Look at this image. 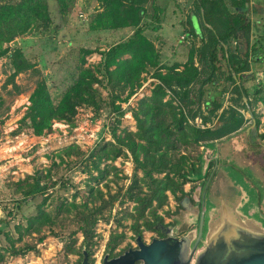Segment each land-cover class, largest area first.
<instances>
[{
	"label": "rangeland",
	"instance_id": "1",
	"mask_svg": "<svg viewBox=\"0 0 264 264\" xmlns=\"http://www.w3.org/2000/svg\"><path fill=\"white\" fill-rule=\"evenodd\" d=\"M47 2L48 27L36 26L4 46L10 53L23 52L30 65L15 79L18 90L6 87L13 71L8 55L0 58V226H3L0 264H78L84 260V252H88L91 264H102L107 254L114 256L135 246L138 235L149 241L156 226L153 223L155 213L160 223L166 224L179 212L185 199L181 198L182 187L179 185L182 179L170 174L177 184L176 192L167 191L162 208L158 209L154 203L140 216L137 198L149 194V183L143 180L144 174L132 153L125 145L117 143L113 131L126 145L131 144L132 138L137 143H144L136 137L135 112L140 111L144 100L152 96L160 83L155 78L158 68H163L162 74L171 67L184 69L191 51L201 45L200 36L191 28L194 25L193 29L200 34L201 24L196 16L191 21L195 14L191 0L134 1L144 8L141 23L145 26L144 35L155 45L160 65L147 68L133 95L128 97V89L122 94L126 101L116 103L124 112L118 123L108 98L109 91L103 88L105 81L98 69L103 61L101 54L128 41L134 29L111 26V20L98 0H73L66 15L60 14L57 0ZM248 9L258 27L255 34L264 36V0H250ZM241 42L245 52L246 40ZM86 50L96 53L86 54ZM128 52L126 48L118 50L115 59L129 58ZM83 69L95 72L99 78L100 83L94 84V88L101 102L99 100L97 107L78 106L76 114L69 120H53L50 129L36 135L24 119L37 84L43 80L57 101L76 82ZM250 75H254L255 80L245 84L249 99L238 96L222 74L215 85L205 88L204 100L210 94H216L225 108H237L245 116L244 127L220 141L202 143L201 146L187 145L177 134L178 149L168 153L167 161L168 165L185 167L188 182L183 184V189L191 195L202 187V180L196 178L207 147L214 145L218 149L219 146V161L225 165L233 164L235 168L223 167L222 175L230 182L233 171L239 173L233 179L244 181L241 193L246 202L250 200L247 208L250 211L258 208L255 218L264 225V138L261 136L264 134V103L257 101L256 95L261 90L264 94V65L252 63ZM172 99L175 106L179 105L169 92L165 102ZM244 103L248 104V109ZM217 120L214 119V124ZM38 173L44 189L37 195L26 196ZM167 174V171L155 174V178L162 180ZM62 178H71L77 189L60 191ZM212 201L217 203L215 198ZM212 209L214 213L216 209ZM92 212L98 223L94 227V239L86 250L82 247L81 227L84 218ZM25 246H34L36 250L25 256L11 255L12 249Z\"/></svg>",
	"mask_w": 264,
	"mask_h": 264
},
{
	"label": "trees",
	"instance_id": "2",
	"mask_svg": "<svg viewBox=\"0 0 264 264\" xmlns=\"http://www.w3.org/2000/svg\"><path fill=\"white\" fill-rule=\"evenodd\" d=\"M98 1L111 20V26L115 29L127 27L134 29L128 41L101 54L103 61L101 68L98 69L103 75L105 81L103 88L109 91L108 98L111 99V107L119 123L124 112L116 103L126 101L122 99V94L127 89L128 97L134 94V90L139 87L142 74L148 67H159L160 55L155 45L144 35L145 26L141 24L144 8L137 6L135 0ZM191 1L195 9L194 15L201 24V33L192 30L194 34L200 36L201 45L191 51L189 61L182 71L177 66L168 69L166 74L160 73L163 68L157 69L159 71L155 78L160 83L154 88L152 96L144 100L140 111L134 115L138 124L136 137L144 143H137L132 138L131 144L126 145L113 131L117 143L125 145L132 153L134 161L144 174L143 180L149 183V194L145 198H137L140 216L152 208L154 203L158 209L162 208L167 200V191L176 192L177 184L170 178V174L182 179V182H179L182 187L181 198L187 196L183 189V184L188 182L185 167L170 163L168 165L167 161L168 153L178 149L177 134L181 135L180 140H184L187 145L201 146L202 143L219 141L235 134L244 127L245 116L237 108L233 106L225 108L223 101H220L216 94H210L209 98L204 100L207 93L205 88L215 85L222 74L226 76L227 82H231L238 96H246L249 99L245 84L248 80H255L254 75L249 76L252 63L264 65V36L255 34L258 27L248 9L250 0ZM57 3L60 14L66 15L73 0H57ZM48 23L50 13L47 0H0V58L8 55L13 71L6 87L12 86L14 90H18L19 86L15 79L28 70L30 65L23 52L15 50L10 53L4 46L28 34L36 26L48 27ZM240 36L247 42L245 52L240 51ZM122 48L128 49L129 58L116 60L115 56ZM93 53L96 52L86 50V54ZM98 83L100 80L95 72L83 69L76 82L55 101L46 83L40 81L24 121L29 123L30 129L36 135H41L51 128L53 120H69L73 117L78 106L97 107L100 96L94 84ZM261 91L256 93L257 101L264 103V94ZM169 92L179 105L175 106L173 99L165 102ZM244 106L248 109V104ZM216 118L218 120L214 124ZM197 119L201 120L202 126L195 123ZM261 136L264 138V134ZM119 153L120 150L116 155ZM166 171L168 174L165 179L155 178V174L161 175ZM40 176L38 173L34 178L35 183L26 196L37 195L44 189L40 183ZM71 189H77L73 180L62 178L59 190L68 192ZM153 219L156 225L161 222L156 213ZM97 223L98 219L94 212L83 220L82 247L86 250L94 239V227ZM2 231L3 226H0V234ZM35 250L34 246H25L21 249H12L11 255L25 256ZM87 253L82 254L83 258ZM78 264H83V261Z\"/></svg>",
	"mask_w": 264,
	"mask_h": 264
},
{
	"label": "flooded vegetation",
	"instance_id": "3",
	"mask_svg": "<svg viewBox=\"0 0 264 264\" xmlns=\"http://www.w3.org/2000/svg\"><path fill=\"white\" fill-rule=\"evenodd\" d=\"M223 165L225 164L219 161L214 171L213 168H215L216 164L213 162L210 164L208 174L202 179V187L195 189L191 195L188 194L185 197L179 212L173 215L170 222L166 224L165 222L159 223L155 226V230L149 241L143 235H138L135 239V246L128 248L120 254L109 255V260L121 258L120 264H131L134 258L132 252L141 251V247L137 241L138 237H141L145 245H151L155 240L167 241L168 247L181 244L180 253L175 252L172 255L174 258L176 257V264H210V257L214 251L212 241L217 238L218 245L220 246L222 240H224L222 236L223 232H226L225 228H223V225L226 224V216H228L227 220L229 222L233 223L236 221L235 219L233 220L232 211H221L220 204L214 208L216 209L214 213L212 209L214 207L212 198L216 196L219 190H223L225 194L228 192L233 194L231 187H226L218 181ZM211 174L213 175L210 178ZM202 216L204 219L203 227L201 228ZM246 225L251 226V228H248L249 231H255L254 224L246 221ZM241 241H246L247 243L248 240L242 237ZM134 264H145V261H136ZM162 264H166V262L163 261Z\"/></svg>",
	"mask_w": 264,
	"mask_h": 264
},
{
	"label": "water",
	"instance_id": "4",
	"mask_svg": "<svg viewBox=\"0 0 264 264\" xmlns=\"http://www.w3.org/2000/svg\"><path fill=\"white\" fill-rule=\"evenodd\" d=\"M240 51L243 52V46L241 40L243 36H240ZM216 157V148L214 145L207 147L205 154L201 158V170L196 180H202L208 174V170L211 162ZM213 174H211L210 178ZM204 216V214H203ZM202 216L200 227H203ZM226 216V224L223 225L226 232H223V238L221 245H218L217 238L212 241V246L214 251L210 257V264H264V225L256 221L254 225V232L248 230L251 226L246 225V221L235 217L233 214V220L236 221L229 222ZM245 222V223H244ZM242 237L246 238L248 241L246 243L242 242ZM222 238V239H223ZM141 251L132 252L134 255L133 261L131 264L136 261H145V264H162L163 261L166 264H176V257L172 255L180 253L181 244L171 245L168 247L167 241H157L155 240L151 245H145L142 242V238L138 237L137 239ZM231 245V247H229ZM233 249V250H232ZM232 250V251H231ZM130 254V253H128ZM127 254V255H128ZM83 264H91L87 254H84ZM125 257V256H124ZM120 259L109 260V255L107 254L104 259V264H120ZM125 264V263H122Z\"/></svg>",
	"mask_w": 264,
	"mask_h": 264
},
{
	"label": "crops",
	"instance_id": "5",
	"mask_svg": "<svg viewBox=\"0 0 264 264\" xmlns=\"http://www.w3.org/2000/svg\"><path fill=\"white\" fill-rule=\"evenodd\" d=\"M192 18H195V15L192 14L191 16V21H192ZM193 24V23H192ZM194 28V25L191 29ZM198 33V32H197ZM201 33V32H200ZM244 39V38H243ZM245 40V39H244ZM240 44V43H239ZM246 46H247V42H246ZM249 131V130H248ZM222 140V139H221ZM220 141V140H219ZM219 146H218V149H216V157L213 159V163L216 164L215 168H213V170L215 171L216 168H217V165L219 164V157H218V154H219ZM211 162V163H212ZM222 162V161H221ZM227 164V163H226ZM233 164H227V165H223L222 166V169L223 167L225 166H228L230 167L232 170H234V166H232ZM227 167V168H228ZM213 171V173H214ZM209 172V170H208ZM236 174H239L236 170L233 171L232 175H233V178H236L235 176H237ZM230 179V182L227 181V176L224 178V176L222 175V171H220V175L218 177V181H221L222 184H224L225 182V186L226 187H231L232 190H233V194L232 193H224L223 190L219 191L215 197L216 200H217V203H214V207L213 208H216V205L219 203L222 210L221 211H225V212H231L235 215V217H238V218H241L243 220H246L247 222L249 223H252L254 225H256V221H259L262 223V221L260 219H256L255 217L257 216V213H258V208H257V211H255L254 209H252L251 211L248 210L247 208V204L248 202L250 201H247L246 202V198H245V195H243L241 193V191L243 192L244 191V187L243 185L241 184H244V181L242 180V182L237 178V179ZM217 181V182H218ZM240 194H238L237 192ZM226 196H228V198H226ZM245 203V205L243 204ZM218 204V205H219ZM260 205V204H259ZM260 208V207H259ZM247 209V210H246ZM256 220V221H255Z\"/></svg>",
	"mask_w": 264,
	"mask_h": 264
},
{
	"label": "built area",
	"instance_id": "6",
	"mask_svg": "<svg viewBox=\"0 0 264 264\" xmlns=\"http://www.w3.org/2000/svg\"><path fill=\"white\" fill-rule=\"evenodd\" d=\"M196 121H197V124H198L199 126H202V124H201V120H200V119H197Z\"/></svg>",
	"mask_w": 264,
	"mask_h": 264
}]
</instances>
